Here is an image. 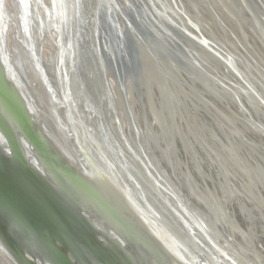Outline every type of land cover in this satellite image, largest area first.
<instances>
[{"label":"water","instance_id":"obj_1","mask_svg":"<svg viewBox=\"0 0 264 264\" xmlns=\"http://www.w3.org/2000/svg\"><path fill=\"white\" fill-rule=\"evenodd\" d=\"M11 1L15 4V16H11L8 1L0 0V75L19 102L23 116L10 108L0 92V252L9 262L137 264L131 253H136L135 250L119 229L111 226L112 231H99L86 208L74 206L65 195L67 191L60 188L57 168L70 179L87 183L104 196L103 189L92 184L88 174V166L96 164L87 150L91 147L100 154L96 161L102 166L105 164L113 178L120 179L131 192H137V200L134 198L132 205L139 207V199L173 227L170 233L167 229L149 232L144 227L148 238L154 240L160 264L163 257L170 258V253L178 264H185L186 255L191 257L188 256L191 264H252L230 243L226 233H216L225 242L224 247L220 246L208 231V226H214L213 218L203 223L194 211L195 201L206 194L217 195V191L203 194L189 166L179 180L176 166L169 161L172 158L169 151L174 148L173 160L182 167L172 137L173 127L177 129V111L180 113L181 109L179 103L172 104L169 99L173 89L187 80L192 84L190 90L194 96L202 98V94L208 93L218 102L233 103L240 115L231 109L228 114L241 121L244 128L259 139V145L251 141L250 135L234 128L214 104L205 101L207 105L203 104L202 108L211 115H218L225 121L222 129H231L238 141L264 157L263 59H259L257 52L243 47L223 23L211 0L193 3L200 5L202 15L212 16L214 27L208 29L212 34L187 14L181 0ZM229 1L242 18L244 29L264 45L261 22L264 21V0ZM10 26L12 37L23 45L27 62L53 100L52 125L43 121L27 89L29 69L24 63L20 64L17 57H12L8 41ZM46 38L55 48L49 62L45 60L43 41ZM147 71L152 80L156 77L154 85H159L170 115L163 153L142 134L131 109L135 93L139 96L142 122H146L143 90L147 95L150 88L144 81ZM155 106L152 99L153 116ZM124 120L128 133L124 130ZM153 125L157 131L161 130L157 120L154 119ZM188 130L192 131L193 140L190 138L187 145L198 166L203 160L196 152L197 134L189 126ZM55 134L77 164L55 144ZM184 141L181 139L183 146ZM100 148H106L108 156L101 153ZM201 148L224 175L222 164L213 159L211 149L203 145ZM45 151L53 155L52 160L42 155ZM31 174L38 176L39 182ZM139 175L144 185L142 189L134 186ZM200 175L205 181L214 179L204 169ZM189 188L193 189L190 204L185 196ZM63 212L69 219L61 216ZM127 215V222L140 229L138 218ZM234 227L239 230L243 227L236 217ZM93 244L113 253V261L108 256L102 257ZM254 249L256 252L262 249L257 241ZM169 261L166 262L169 264ZM0 264L7 262L0 259Z\"/></svg>","mask_w":264,"mask_h":264},{"label":"bare ground","instance_id":"obj_2","mask_svg":"<svg viewBox=\"0 0 264 264\" xmlns=\"http://www.w3.org/2000/svg\"><path fill=\"white\" fill-rule=\"evenodd\" d=\"M7 1L12 9L10 12L11 16H15V4L11 0ZM193 1L195 0H188V3L181 0L187 14L195 21L200 22L205 31L207 30V33H209L210 31L208 32V29H212L214 27L213 18L210 15H202L200 12V5H195ZM211 2L218 15L222 17L223 23L230 28L229 31L236 35L239 42L242 43L243 47H246L247 50L253 51L254 53L257 52L260 56L259 59L262 58L264 63L263 42L260 43L256 41L254 34L251 35V37L249 32L246 31L247 29H244V22H242V18L238 17L236 14L233 4L229 0H211ZM40 13L43 15L42 10H40ZM261 22L264 24L263 20H261ZM10 27L11 30L8 36V41L12 57H17L18 62L20 64L24 63L26 69H29L30 77H27L29 79L26 84L27 89L34 99L35 105L37 106L36 109H39V115L43 117V121L52 125L54 122L51 121L52 116L50 115V107L53 100L51 99V96H48L47 90L43 87L41 81H39L36 71L30 67V64L27 62V58L25 56L26 52L23 49V45L20 41L15 40L12 37L13 28L12 26ZM43 42L45 44V60L49 62L54 57L55 48L48 38L44 39ZM147 73L144 75V81L147 86H150L147 95L151 94L152 97H150V95L149 98H147L145 90H143L144 100L146 102V117L144 118L146 122H142L143 115L141 114L139 96L134 92L131 109L135 120L139 123V128L141 129L142 134L147 137L151 144L154 142L155 145H153L154 143L152 145L156 146L160 152L163 153L162 151H164V145L162 144L164 141L167 142L166 135H168L170 128L168 124L170 115L166 105L167 102H165V98L159 88V85H154L156 77L154 76L155 80H152L153 78L150 77L149 73L147 75ZM111 82L112 85L115 84L113 80ZM191 85L192 84H190L188 80L185 81V83L183 81L180 82V86L173 89V93L171 94L172 97L169 99L172 104L177 105V103H179V107L181 109V115L177 111L178 117L175 121L177 129L173 127L174 130L172 137L173 144H175L176 148L179 150L181 158L180 163L182 167L179 168L177 162L173 160V156H176L174 148L169 151V156H172L169 161H171L172 166H176V177L179 180H181L182 176L184 177L183 174H185L186 168L189 166L192 173L196 176V184L200 186L204 192L203 194L210 190L217 191V195L214 194L211 196L206 194L207 196L205 195V197L201 199L202 201L200 199L195 201L194 208L195 213L198 214L203 223H206L208 220L213 218L214 226H208V231L215 238L216 242H218L220 246L224 247L225 242L221 241L216 233H226V238L231 241V244H235L240 254L245 256L250 263L264 264V157L263 155L255 154L252 147H248L246 146L247 144H243L241 141H238L234 131L229 128L222 129L223 126H226L224 123L225 121L221 120L218 115L209 114L202 108L203 104L205 105L207 101L214 104L221 113L223 112L224 116L234 128L238 129V131L243 134L247 133L250 135L251 141L254 142L255 145L260 144L259 139L247 128H244L245 125L241 121H238L237 119L235 120V118L228 114L229 109H231L237 115H240L239 110L235 107V105H233V103L228 101V104H223L222 102H218L215 97H212L208 93L202 94V98H199L197 94L194 96V93L190 90ZM152 99L154 104H156V108L154 110L155 116H153L150 111V103ZM124 116L125 114L122 112V117L124 118ZM154 119L161 124L160 131L155 129L153 125ZM188 126L189 129L191 128L193 132H196L197 134L196 140H194L196 143V152L200 153L203 160V163H199L198 166L195 164V159L193 157L194 153L191 152L192 149H189L190 145H187V142H191L190 138L193 140L192 135L190 134L192 131L188 130ZM124 130L125 133H128V126L125 120ZM159 132L163 134V138L159 137ZM56 134L54 135L55 137L52 135L55 144H57V146H59L67 154L72 162L77 164L75 158H72L67 149L62 147V144L59 141L60 139L57 136L58 134ZM181 139L185 140V146L181 143ZM201 145L211 149L213 159L222 164L225 176L221 173L218 165L216 166L213 164L211 160L203 154ZM153 146H151V150L154 149ZM90 148L87 147V150L88 152L90 151L94 157L96 164L90 165V167L88 166V174L91 177V183L93 182L95 185L103 189L104 196L97 191H93L87 183H81L72 178L70 179L65 176L59 168H57L55 173L62 181H60L62 186L60 188L67 191V194L65 195L66 197L68 196V200H70L74 206L81 205L83 208H86L91 215V219L94 222L95 227L99 231H112L111 229L113 228L111 226L119 229L125 235L124 238L127 240L132 249L135 250L136 253H131L133 254L134 259L138 261L137 264H142L141 261L143 264H160L159 259L155 254L156 250L154 247V240L152 238H148V234L145 233L144 227H147L149 232H158V230L163 232V230L165 231L167 229L169 233L171 231L173 232V227L170 223L166 224V221L161 217L162 215H158L151 207H145L144 202H140L139 199V207L138 205H136L137 207L132 205L135 201L134 198L136 199L137 192L133 193L130 189L124 187L120 179L116 176V178H113V176L109 174L110 171L106 169L105 164L102 166L99 161H96L99 159L97 155L99 153L96 152L94 148H91L93 151ZM48 149L52 153V149L49 147ZM100 151L104 155L108 156L106 148H100ZM42 155H44L45 158L52 160V154L48 155L45 151ZM114 163L116 166H119L116 162ZM83 165H85L84 161ZM95 165L97 167H95ZM133 166L132 168L136 169V167ZM156 167L158 168L157 164ZM202 169L209 172V174H212L214 179L211 181H205L200 175ZM104 173L105 175H103ZM106 173L110 176L108 177ZM120 176H123V174H120ZM128 181H131V179H128ZM24 184L28 185L26 182H24ZM134 186H138L139 189L144 187L141 177L135 181ZM192 191L193 189L189 188L185 195L187 203L189 204L191 202L190 196ZM109 201L112 202V206L108 203ZM60 214L64 219H69L65 212ZM127 214L134 216L135 218L137 217L143 227L139 225L140 229H137V227L130 225L131 223L126 220L128 218ZM235 217L243 225L242 230L234 227ZM129 229L133 231L131 232ZM256 241L262 248L257 252L254 249ZM188 256L189 255L184 256L185 264H191V261L189 260L190 256ZM169 257L171 261L167 258L166 260L163 257V264H168L166 261H169V264H178L175 261L173 253H170ZM0 259L6 261L7 264H11L7 257L1 252Z\"/></svg>","mask_w":264,"mask_h":264},{"label":"rangeland","instance_id":"obj_3","mask_svg":"<svg viewBox=\"0 0 264 264\" xmlns=\"http://www.w3.org/2000/svg\"><path fill=\"white\" fill-rule=\"evenodd\" d=\"M0 92L1 95L3 96L4 100L7 102V104L10 106V108H12V110L14 112L17 113L18 116H23V113L21 111V108L19 106V102L17 101L16 97L14 96L13 92L9 89V87L5 84V82L3 81V78L0 75ZM62 166V165H61ZM65 167V166H64ZM66 170L70 173V171L66 168ZM32 176L35 177V179L39 182V177L35 176L33 174H31ZM71 175V174H70ZM91 239V238H90ZM95 243V242H93ZM93 246L95 247V249H98L99 254L104 257L106 259V256L109 257V259L111 261H113V253H109L107 251H105L102 248H99L98 246H96L95 244H93Z\"/></svg>","mask_w":264,"mask_h":264}]
</instances>
